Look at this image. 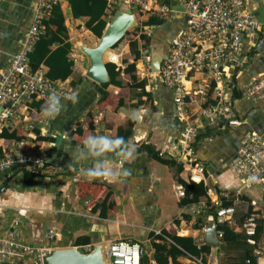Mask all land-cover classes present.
<instances>
[{"label":"crops","instance_id":"obj_1","mask_svg":"<svg viewBox=\"0 0 264 264\" xmlns=\"http://www.w3.org/2000/svg\"><path fill=\"white\" fill-rule=\"evenodd\" d=\"M34 2L1 1L0 70L18 49L19 40L30 24ZM244 3L256 15L261 29L255 34L245 32L239 55L234 61L223 64L225 83L232 88L234 95L231 102L233 118L239 123L230 125L221 118L204 120L197 127L192 143L194 161L204 168L202 182L208 188L207 195L219 200L226 193L230 197L238 191L241 196H259L256 187L245 189L248 194L241 189L231 167L243 135L254 131L264 137V103L247 100L241 95L249 80L264 75V0H244ZM57 6L62 19L53 20L54 9L46 22L51 30L58 25L66 27L67 40L71 43L68 57L73 60V65L65 80L76 90L77 102L61 99L63 108L59 114L45 118L42 115L44 105L33 100L18 108L17 116L0 125V152L19 138L29 144L48 145L47 162L40 170L14 165L0 171V235L15 229L19 238L27 243L45 245L52 241L55 248L75 247L80 251L92 245H104L108 240H135L141 244L142 261L145 255L149 264H160L151 257L152 240L169 241L168 233L194 238L197 250L203 245V224L212 214L207 211L196 214L190 211L188 204L180 205L185 195L179 196L177 188L182 185L177 182L173 167L159 160L183 161L179 150L182 125L174 116L172 89L165 85L158 73L139 76L144 64L137 60L139 54L132 57L128 41L110 55L116 57V61L109 58L121 69L128 63L135 65L134 70L120 73L123 87L110 84L104 88L85 77L87 60L77 45L95 42L96 36L85 25L89 17H74L68 0H60ZM146 17L141 15L138 19ZM185 24L186 18L176 15L164 26L147 27L150 40L143 42V49L148 53L154 46L168 49L170 40ZM139 34L138 31L130 39H138ZM61 37L66 41L65 35ZM195 75L200 77L199 73ZM142 80L145 83L139 85ZM102 90L108 94L99 102ZM79 120L81 122L73 130L72 124ZM28 124L33 125L31 129ZM89 134L96 138L100 135L123 137L135 145V156L121 164L119 150L97 156L88 146L78 147ZM84 156L89 160L73 161V157ZM92 162L101 167L110 162L115 169L129 170L130 175L116 180L89 177L84 170L90 168ZM182 163L183 172L179 176L189 181L191 171L187 163ZM27 171L34 174L27 177ZM20 180L24 181L23 185ZM246 201L239 203L245 205L239 209L240 213L245 210ZM199 223L201 228H196ZM126 225L140 230L138 233L125 232L122 226ZM220 245H209L207 253H199L204 264H223ZM191 256L195 255L186 252L177 259L183 264H197ZM164 264H172L171 259ZM260 264H263L262 260Z\"/></svg>","mask_w":264,"mask_h":264},{"label":"built area","instance_id":"obj_2","mask_svg":"<svg viewBox=\"0 0 264 264\" xmlns=\"http://www.w3.org/2000/svg\"><path fill=\"white\" fill-rule=\"evenodd\" d=\"M2 0H0L1 3ZM60 0H35L31 21L19 40L18 49L11 55L7 65L0 70V125L17 116L18 108L28 102L39 100L44 106L48 96L55 91L61 99L76 95V90L65 79L51 78L43 64L32 67L29 55L35 43L46 29V20ZM125 1L133 11L141 15H155L171 21L176 15H183L186 24L170 40L169 53L161 62L158 72L162 81L173 91L174 116L182 125L179 150L184 163L189 166L192 181H202L204 168L194 161L192 143L196 130L204 120L225 119L228 124L239 123L233 118V90L224 80L223 64L234 61L239 55L245 32L255 34L261 29L256 15L245 7L244 0H106V10L111 12L116 2ZM177 5L184 11L173 9ZM110 14H108V17ZM147 34L149 31L145 28ZM142 60V77L150 75V55L142 49L137 57ZM112 62V61H111ZM199 73L200 77L195 74ZM243 98L264 103V75L249 80L242 89ZM232 116V118H231ZM81 120L72 124L76 129ZM28 124V128H32ZM43 134V133H42ZM87 146L82 143L77 145ZM48 145L29 144L19 139L12 146L0 152V171L14 165L28 166L38 171L47 162ZM232 171L240 182L241 189L260 186L264 191V137L256 132L243 135L241 145L231 161ZM179 196L184 195L182 186L177 188ZM225 196H228L226 193ZM241 194L234 195L232 204L221 205L219 198L201 199L188 204L191 212L207 211L208 202L215 207L214 218L217 236L223 231L218 228L227 225L234 231L246 235L247 243L259 255L264 264V251L255 234L260 221L264 231V197L262 193L252 198L251 213L239 223L236 204L242 202ZM105 254L110 264H141V244L129 239H113L104 243ZM54 243L31 244L19 238L15 229L0 235V263L19 261L20 264H41ZM88 247H85V251ZM194 263L204 264L202 258L191 256Z\"/></svg>","mask_w":264,"mask_h":264},{"label":"trees","instance_id":"obj_3","mask_svg":"<svg viewBox=\"0 0 264 264\" xmlns=\"http://www.w3.org/2000/svg\"><path fill=\"white\" fill-rule=\"evenodd\" d=\"M70 8L74 17L88 16L89 19L86 22V27L89 29L96 37H99L108 18L109 13L106 10L107 2L106 0H68ZM55 9V10H54ZM53 20H61L62 15L58 9V6L55 5L53 8ZM47 24L46 31L39 36L37 39L33 51L29 55V62L32 67H37L41 63L45 64L47 69V75L51 78H60L65 79L67 73L70 71L73 60L68 57V53L71 49V43L67 40V35L65 33L66 27L64 25H58L55 30L49 29V24ZM166 25V20L159 18L155 15H149L145 19H141L137 27V30L140 31L139 38L133 39L128 42L130 53L132 55H138L140 51L144 48L143 41L150 40L149 34L146 33L145 28L150 26H164ZM66 36V41H64L61 35ZM141 40L142 43H138ZM120 42V41H119ZM118 42V43H119ZM116 43L114 47L118 45ZM54 47L52 48V46ZM114 52L113 49H110L107 55H112ZM111 57V56H110ZM112 61H116V57H111ZM110 61V60H107ZM107 69L110 75V81L107 83H102L101 86L106 88L108 85H113L116 87H123V80L120 77V73H127L131 70H134V63H128L124 69L117 67L113 62L106 63ZM145 80L139 82V85H143ZM107 91L102 90L98 101H103L107 97ZM41 103V102H40ZM128 126H131V121L129 120ZM21 139V138H19ZM69 143L74 146V143L69 141ZM159 160L164 161L173 167L176 175V180L184 188V197L180 200V205H187L190 203L197 202L201 199L208 198V188L203 184L202 181L195 182L192 180L187 181L188 179H183L179 175L183 172V163L177 162L174 159H163ZM27 177H31L34 172L27 171ZM262 197H264V191H261ZM242 200H247L249 202L252 195H242L240 196ZM234 199L233 196H224L221 197V205L232 204ZM215 207L208 202L207 212L214 214ZM245 211V212H244ZM243 212L239 213V223H242L245 216L251 213V205H246V208ZM201 222V217L199 218ZM196 228H201L200 223L195 226ZM219 229L223 231L220 245V251L224 252V264H260L261 257L256 255L253 252V246L249 245L246 240V235L242 232L234 231V229L228 227L227 225L218 226ZM152 235V234H151ZM169 241L162 240L156 241L152 240L153 254L152 258L156 259L160 264L167 262L168 258L171 259L172 264H183L178 261V257L184 253H190L192 255L198 256L200 252L207 253L209 251V245H201L197 250L195 249V239L190 236H179L175 234H169ZM264 236L263 231V221L261 220L257 231L255 234V239L260 242ZM204 259V258H202ZM141 264H149L147 256H143V261Z\"/></svg>","mask_w":264,"mask_h":264},{"label":"water","instance_id":"obj_4","mask_svg":"<svg viewBox=\"0 0 264 264\" xmlns=\"http://www.w3.org/2000/svg\"><path fill=\"white\" fill-rule=\"evenodd\" d=\"M173 9L184 11L183 7L177 5H174ZM138 20L128 3L125 1L116 2L95 44L77 45V49L87 60L84 71L85 77L98 84L110 81L109 71L106 66V63L110 61L103 58L104 53L109 49H113V46L123 38L130 28L137 27L139 25ZM168 53L169 45L168 49L154 46V49L149 52V69L152 73L160 71L161 62ZM201 232L203 234V244L218 245L222 242L217 236V224L214 215L207 216ZM260 247L264 251V239ZM140 262H142V258H140ZM41 264H110V262L106 257L104 245L96 244L90 246L86 252L80 251L75 247L54 248L42 259Z\"/></svg>","mask_w":264,"mask_h":264},{"label":"clouds","instance_id":"obj_5","mask_svg":"<svg viewBox=\"0 0 264 264\" xmlns=\"http://www.w3.org/2000/svg\"><path fill=\"white\" fill-rule=\"evenodd\" d=\"M139 16L140 13H138V17ZM68 99H71L73 103L77 102L76 96H70L68 97ZM62 108L63 105L61 104V97L55 91H52L47 98L46 106L42 108V115L45 118L54 117L59 114ZM133 118H135V114L133 115ZM83 143L87 144L90 151L94 152L97 156L102 154L107 155L108 153H112L114 151L119 150L118 156L121 158L120 160L121 164H123V162L125 161L132 159L135 156V152H136L135 145L125 141L123 137L100 135L99 138H96L95 135L89 134L83 140ZM125 145L127 146L125 147ZM88 160L89 158L87 156L78 159L76 157H73V161L76 163H82ZM84 171L89 177L106 178L110 180H116L120 177H126L130 175L129 170L124 169L122 167L120 169H115L114 167L111 166L110 162L105 163L103 167L99 166L95 162H92V166L90 168H86Z\"/></svg>","mask_w":264,"mask_h":264},{"label":"rangeland","instance_id":"obj_6","mask_svg":"<svg viewBox=\"0 0 264 264\" xmlns=\"http://www.w3.org/2000/svg\"><path fill=\"white\" fill-rule=\"evenodd\" d=\"M134 13L136 14V17L138 18V12L137 11H134ZM139 13H141V12H139ZM139 21V23H140V20H138ZM138 27V26H137ZM137 27H133V28H130L127 32H126V34L123 36V38L120 40V42L118 43V45L116 46V47H114L113 48V50H117V49H119L121 46H123L127 41L129 42L130 40H132V39H130V38H132V36L133 35H135V33H137L138 32V30H137ZM140 32V31H139ZM150 34V33H149ZM95 39V42H96V40H97V37H95L94 38ZM83 41H85V38H83L82 39ZM95 42L92 44V45H94L95 44ZM144 42V41H143ZM138 43H142L141 42V40L138 42ZM87 45V44H86ZM132 55V54H131ZM125 56H129V52L128 53H126V55ZM132 57H133V55H132ZM109 58H110V56L109 55H106V60H109ZM111 62V61H110ZM114 63V62H113ZM116 64V63H115ZM117 65V67H119L120 65H118V64H116ZM139 76H141L140 75V73H139ZM148 76V75H147ZM142 77V76H141ZM145 77V76H144ZM20 182H23L21 185H23L24 184V181H22V180H20ZM33 185H35V183L33 184ZM25 186V185H24ZM256 189H257V193L258 194H260L261 193V191H262V188L260 187V186H256ZM246 194H248V191H246L245 189L243 190ZM252 195V194H251ZM257 196H255V194H253V197L252 198H256ZM243 206H245L244 204H236V208L238 209V211H239V209L240 208H242ZM243 209V208H242ZM240 213V212H239ZM128 221H130V219L128 218L127 219ZM122 230L123 231H125V232H136V233H138V231L140 230L139 228H135V227H133V226H130V225H126V226H122ZM81 250H83L82 248H80ZM222 252V251H221ZM224 256H225V254H224V252H223V256H222V259H223V264H224Z\"/></svg>","mask_w":264,"mask_h":264},{"label":"bare ground","instance_id":"obj_7","mask_svg":"<svg viewBox=\"0 0 264 264\" xmlns=\"http://www.w3.org/2000/svg\"><path fill=\"white\" fill-rule=\"evenodd\" d=\"M110 50V49H109ZM109 50H107L105 53H104V56H103V58L106 60V55H107V53H108V51Z\"/></svg>","mask_w":264,"mask_h":264}]
</instances>
